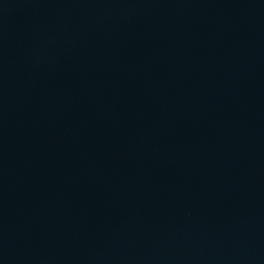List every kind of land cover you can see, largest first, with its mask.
<instances>
[{
	"label": "water",
	"instance_id": "obj_1",
	"mask_svg": "<svg viewBox=\"0 0 264 264\" xmlns=\"http://www.w3.org/2000/svg\"><path fill=\"white\" fill-rule=\"evenodd\" d=\"M0 264H264V0H0Z\"/></svg>",
	"mask_w": 264,
	"mask_h": 264
}]
</instances>
